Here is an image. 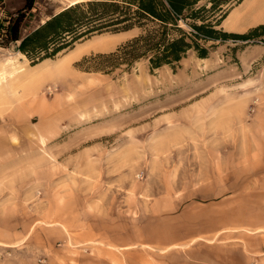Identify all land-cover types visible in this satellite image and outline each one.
<instances>
[{
  "label": "rangeland",
  "instance_id": "1",
  "mask_svg": "<svg viewBox=\"0 0 264 264\" xmlns=\"http://www.w3.org/2000/svg\"><path fill=\"white\" fill-rule=\"evenodd\" d=\"M68 5L36 0L21 35ZM14 11L0 2V21ZM142 33L43 63L0 36V260L175 264L225 232L264 239V31L174 67L115 66L107 55Z\"/></svg>",
  "mask_w": 264,
  "mask_h": 264
},
{
  "label": "trees",
  "instance_id": "2",
  "mask_svg": "<svg viewBox=\"0 0 264 264\" xmlns=\"http://www.w3.org/2000/svg\"><path fill=\"white\" fill-rule=\"evenodd\" d=\"M241 1L87 0L68 5L31 32L21 35L24 20L36 3V0H24L22 7L9 12L0 21V36L4 40L3 47L15 43L16 50L27 59L41 62L94 34L141 28L142 34L107 57L115 59V66L121 63L131 65L146 58L151 69L165 65L174 67L191 50L197 57L206 58L213 47L210 43L261 36L264 23L246 33L217 28ZM181 23L189 29H184Z\"/></svg>",
  "mask_w": 264,
  "mask_h": 264
},
{
  "label": "crops",
  "instance_id": "3",
  "mask_svg": "<svg viewBox=\"0 0 264 264\" xmlns=\"http://www.w3.org/2000/svg\"><path fill=\"white\" fill-rule=\"evenodd\" d=\"M0 2L12 11L24 4V0ZM228 23L230 27H225ZM263 23L264 0H243L240 6L230 11L222 26L226 32L244 33ZM205 242L207 243L204 245L194 243L182 247L184 254L178 255L179 259L175 264H264V239L259 234L243 231L225 232L218 235L214 241ZM8 247H11L10 244L0 233V252H5L3 248ZM0 264H8L6 256H3Z\"/></svg>",
  "mask_w": 264,
  "mask_h": 264
},
{
  "label": "bare ground",
  "instance_id": "4",
  "mask_svg": "<svg viewBox=\"0 0 264 264\" xmlns=\"http://www.w3.org/2000/svg\"><path fill=\"white\" fill-rule=\"evenodd\" d=\"M81 1H84V0H70V1H69V5H73V4L78 3V2H81ZM242 1H243V0H242ZM242 1H241L240 3H238L237 5H235L231 10H233L234 8H237L238 6H240V4L242 3ZM231 10H230V11H231ZM229 13H230V12H229ZM229 13H228V15H229ZM228 15H227V16H228ZM226 18H227V17H226ZM98 36H100V35H98ZM88 41H91V39H88ZM89 46H90V44H87V45H85L84 47H89ZM82 49H83V48H78L77 50H78V52H79V51H81ZM78 52H77V53H78ZM47 60H48V59L43 60V61H41V62H39V63H43L44 61H47ZM3 66H4V65H3ZM17 66H18V65H17ZM6 72H7V71H6ZM6 72H5V73H6ZM11 72H12V71H11ZM11 72H10V74H11ZM18 73L20 74L21 71H19V70L17 71V70L15 69V74H18ZM22 73H24V72H22ZM7 74H9V73L7 72ZM10 74H9V75H10ZM12 74H13V72H12ZM13 75H14V74H13ZM22 75H23V79H27V78H28V76H27L28 74H25V73H24V74H22ZM31 76H32V75H31ZM1 79H3V73L0 72V84H2ZM21 80H22V79H20V81H21ZM27 80H28V79H27ZM28 81H29V80H28ZM25 82H26V81H25Z\"/></svg>",
  "mask_w": 264,
  "mask_h": 264
}]
</instances>
